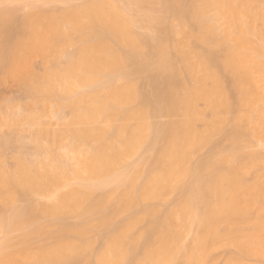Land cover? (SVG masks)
I'll return each instance as SVG.
<instances>
[{
    "label": "bare ground",
    "instance_id": "1",
    "mask_svg": "<svg viewBox=\"0 0 264 264\" xmlns=\"http://www.w3.org/2000/svg\"><path fill=\"white\" fill-rule=\"evenodd\" d=\"M141 2L125 0L119 5L113 0H86L58 15L37 8L22 18L12 9H0V74L25 84L31 98L19 112L0 107V125L17 127V131L23 125L40 126L34 137L59 141L62 135L52 133L36 112L40 108L42 114L59 115L61 107L53 110L57 102L75 112L74 121L67 125L72 138L95 142L73 168L59 166L46 145H40L41 155L31 161L18 158L13 169L5 168L0 155V197L6 200L19 192L47 194L70 175L81 181L77 188L57 193L51 204L30 202L15 211L12 219L20 226L30 227L44 216L63 219L81 213L82 217L79 225L63 223L50 245L32 246L23 240L11 246L8 241L0 249V264H209L223 240L239 251L227 264H248L246 259L264 256V180H245L259 164V155L247 151L248 138L264 139V0H165V10L179 21L180 28L166 25L156 38L142 39L155 48L158 60L156 73L148 75L152 91L138 96L151 108L150 113L179 119L155 128L151 136L145 134L149 124L143 108L125 117L112 133L103 128L78 131L72 127L76 122L93 121L111 103L136 98V89L129 82L125 87L107 86V97L100 100L99 81L93 76L121 58L107 56L110 48L104 40L89 42L97 35H113L136 48L125 6ZM74 34L80 38L68 67L36 75L31 58L57 59ZM177 34L202 42L204 50L197 52L193 45L185 50L178 41H173L172 48L167 46L166 41ZM212 47L222 49L219 58ZM147 66H135L129 79L145 73ZM221 69L231 75L229 86L222 81ZM74 82L91 91L76 89ZM199 102L206 104L208 120L197 108ZM244 109L257 113L253 125L249 124L253 119L246 122L250 134L244 128L250 117L248 112L243 114ZM230 114L235 115L228 131L231 151H216L192 164L194 154L208 145L226 122L224 115ZM131 120L137 122L135 127ZM197 121L203 122V130L197 129ZM159 141L161 148L149 170H120L127 153ZM4 144L0 133V146ZM113 183H117L115 187L105 190ZM98 190L104 192L97 195ZM171 190L182 194L173 209L159 214L150 206L141 212L142 217L117 224L121 213L143 201L159 200ZM90 215L96 217L95 222ZM142 219L148 228L136 234ZM192 227H196V235L183 245L184 230ZM94 229L105 231L98 251L88 238ZM42 231L36 226L32 233L41 236Z\"/></svg>",
    "mask_w": 264,
    "mask_h": 264
},
{
    "label": "rangeland",
    "instance_id": "2",
    "mask_svg": "<svg viewBox=\"0 0 264 264\" xmlns=\"http://www.w3.org/2000/svg\"><path fill=\"white\" fill-rule=\"evenodd\" d=\"M86 0H0V9H12L15 11L18 18H22L27 13L39 8L46 11L60 14L61 12L68 10L71 5H82ZM88 1V0H87ZM119 5H123L125 0H113ZM165 0H142L139 5L127 4L125 6V15L130 19L131 31L135 35L137 43L134 46L120 43L113 35L103 37L102 35H97L92 38L89 42L90 44L95 40H104L105 44L109 46V51L107 52L108 57L118 55L121 61L116 64L111 62L108 67H101L97 75L93 76L95 80L99 81L98 96L101 101L105 100L107 97L108 89L107 86L111 85L114 87H125L129 82L136 89V98L129 102H118L111 103V105L106 108L101 114H99L91 122H76L72 127L78 131H83L87 127L89 128H103L109 132H114L118 126L123 122L125 117L131 116L129 114L133 113L135 110L143 108L146 114V119L149 127L145 131L148 136L153 135L154 129L158 128L160 125L169 122L170 120H178L179 116L170 119L161 113H150L151 108L145 105L139 96L148 94L152 91L153 84L148 78V75H154L156 69L154 63L157 62L158 56L155 52V48L142 43L144 37L156 38L158 36V30L166 25L172 26L174 29L178 30L180 28V23L178 20L173 19L169 11L165 10L164 7ZM161 18V21L158 20ZM163 36V35H162ZM80 35L74 34L73 40L63 46V52L58 56L57 59L50 58L49 60H43L40 57L31 58V66L33 72L36 75H45L48 72H52L56 67L59 69H65L68 67L70 59L77 52L78 46L77 41ZM173 41H178L182 43L185 50L189 49V45H193L197 52L204 50V44L200 41H196L194 38L186 37L184 34H177L170 37L166 41V45L172 48ZM212 53L219 58L222 54V49L219 47H212ZM147 63V71L145 73L134 76L129 79V76L133 73L135 66ZM179 66V65H178ZM222 74L223 83L227 86L230 85L231 75L221 69L219 70ZM108 84V85H107ZM75 88L82 91H91V88H83L81 85H77L74 82ZM139 95V96H138ZM42 95H39V98ZM31 101L26 89V85L16 81L15 79L6 77L0 74V107L5 109L8 108L11 111L19 112L28 102ZM89 102V100H87ZM88 104V103H87ZM59 109L61 113H41V109H37L36 112L40 114V120L42 123L48 125L52 133L62 135L59 141H54L52 138H39L34 137L40 126H21V130L17 131V127L0 125V133L2 136L3 146H0V155H2L5 168L13 169L16 166L18 158H24L31 161L41 155L39 152L40 145H46L49 147L51 155H55L58 159L59 166H68L73 168L76 166L78 158H80L83 152L90 151L91 147L95 144L92 138L83 140L82 138H77L74 140L70 134L71 129L67 128V125L74 121V110L68 108L65 105H61L54 102L53 110ZM197 108L204 114L205 118L208 120L210 113L207 110L206 104L204 102H199ZM246 115L248 110L242 111ZM246 112V113H244ZM248 112L250 117L257 116V113ZM234 114L224 115L226 122L223 124L224 129L221 128L211 138L208 145L197 151L192 159V164H196L200 160L208 158L212 153L216 151L230 152L233 148V143L228 135L229 128L231 127L232 119ZM246 117V116H245ZM245 120V123L250 121V119H255L257 117H251ZM250 121V125H253L256 121ZM247 122V123H248ZM245 124L244 128H251L249 124ZM137 122L131 120L132 127H135ZM247 126V127H246ZM196 127L199 130L204 129V124L202 121L196 122ZM246 129V130H247ZM227 130V131H226ZM250 134V129L247 130ZM230 138V139H229ZM249 143H246L247 151L255 152L258 156L259 164L254 169H252L246 176L245 180L248 183L254 182L256 179L264 180V139H250ZM247 139V140H248ZM74 140V141H73ZM116 142L117 139L113 138ZM152 145H139L133 151L127 153L119 165L120 170L129 171L134 167H140L143 171H147L151 168L153 160L156 153L161 148L160 141ZM252 152V153H253ZM260 156L262 158H260ZM54 164V162H53ZM51 165V163H50ZM81 181L76 177L70 175L66 178H61L60 184L57 187H51L47 194L39 193H24L19 192L12 199L6 200L0 197V249L9 241L11 246H15L18 242L27 240L32 243V246H44L53 243V237L56 236L58 230L60 231L61 225H79L82 222L81 213L68 214L63 219H57L56 217H41L37 223L30 227L20 226L15 220L12 219L15 211L23 209L30 202L37 204H51L54 201L55 195L59 192H66L70 189L77 188L80 186ZM117 183L105 187V190H109L116 186ZM104 190H98L97 195H100ZM181 191L171 190L163 198L153 201H143L140 205L130 209L124 213H121L116 217L117 224H122L132 218L142 217L141 212L147 207L154 206L159 211V214H163L165 211L173 209L176 203L181 198ZM52 219H56L54 221ZM90 220L96 221L94 215L89 216ZM55 222L54 224H51ZM49 221L51 223H49ZM51 224V225H50ZM39 226L42 228V233L40 235H34L32 230ZM148 228V223L146 220L142 219L136 227V234L144 233ZM44 233V234H43ZM105 231L103 230H91L88 234V238L94 242L93 249L98 251L100 249V241L104 236ZM183 245L190 244L195 235L196 227L184 230L183 234ZM239 253L238 249L231 245L228 240H223L220 242L212 253V260L209 264H227L229 257L235 256ZM248 264H264V256L261 257H251L246 259ZM81 264H94L92 262L84 261ZM169 264H178V261H174Z\"/></svg>",
    "mask_w": 264,
    "mask_h": 264
}]
</instances>
